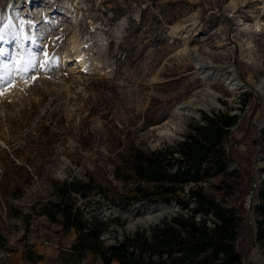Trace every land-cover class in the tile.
I'll use <instances>...</instances> for the list:
<instances>
[{
    "label": "rangeland",
    "instance_id": "374dc122",
    "mask_svg": "<svg viewBox=\"0 0 264 264\" xmlns=\"http://www.w3.org/2000/svg\"><path fill=\"white\" fill-rule=\"evenodd\" d=\"M0 17H10L16 31L25 22L36 42L25 45V57L31 48L54 59L50 71L29 73L33 80L17 81L0 97V264H102L73 253L74 230L63 232L43 214L64 181L89 185L85 198L71 197L84 219L108 225L100 236L106 247L189 218L134 177L129 155L173 146L202 114L241 117L242 102L259 96L254 112L245 108L250 133L238 147L251 159L250 176L226 161L224 172L177 192L191 210L188 193L198 186L225 209L243 203L248 221L237 234L247 249L264 190V0H0ZM71 39L82 73L66 62ZM14 47L0 43L9 58ZM131 197L137 200L126 205ZM159 203L170 214L147 229L125 230L124 214L136 220ZM194 221L212 228L214 219L197 213ZM247 261L264 264V247L255 243L241 264Z\"/></svg>",
    "mask_w": 264,
    "mask_h": 264
},
{
    "label": "trees",
    "instance_id": "16d2710c",
    "mask_svg": "<svg viewBox=\"0 0 264 264\" xmlns=\"http://www.w3.org/2000/svg\"><path fill=\"white\" fill-rule=\"evenodd\" d=\"M260 100L262 98L258 96L251 104L242 102L241 117L228 112H217L211 116L202 114L201 123L194 122L182 140L173 146L155 150L135 149L129 155L128 164L134 177L154 184L159 199L165 202L174 199L177 205L190 212L189 218L174 217L170 223L154 227L148 236L137 234L133 239L125 238L106 247L100 236L108 225L95 216L84 219L83 209L71 197L75 194L85 198L84 191L89 185L78 180L58 184V189L53 192L58 200L49 202L43 214L50 224L61 226L63 232L75 231L77 236L71 246L73 253L82 257L90 251L99 256L103 264L114 261L118 264H241V258H247L255 243L264 247V190L259 195L262 202L254 209L258 217L254 227L249 229V245L244 250H241L244 241L238 242L237 234L241 222L248 221L243 213V203L237 210L225 209L207 197L198 186L188 193L196 204V208L191 210L188 200L179 198L177 192L182 191L185 185L206 182L212 173L224 172L226 161H231L237 169L250 176L251 159H245L238 147L250 133L251 119L245 117V108L254 112ZM230 128H235V134H229ZM127 200L126 205H129L137 197ZM197 213L203 217L212 216V228L205 226L204 221L195 222ZM245 264L251 263L247 261Z\"/></svg>",
    "mask_w": 264,
    "mask_h": 264
},
{
    "label": "snow or ice",
    "instance_id": "6c2138e0",
    "mask_svg": "<svg viewBox=\"0 0 264 264\" xmlns=\"http://www.w3.org/2000/svg\"><path fill=\"white\" fill-rule=\"evenodd\" d=\"M25 22L19 21L20 31H16L17 25L12 23L10 17H0V43H15L9 58V53L0 48V97L14 86L17 81L28 83L35 78L38 71H50L54 66V59L49 53L34 52L31 48L27 51V57L22 54L26 44L35 45V40L24 32ZM31 28V24L28 25ZM17 49L21 51H17ZM43 56V59H40Z\"/></svg>",
    "mask_w": 264,
    "mask_h": 264
},
{
    "label": "bare ground",
    "instance_id": "6f19581e",
    "mask_svg": "<svg viewBox=\"0 0 264 264\" xmlns=\"http://www.w3.org/2000/svg\"><path fill=\"white\" fill-rule=\"evenodd\" d=\"M79 45L76 39H71L68 43V56L66 58V62L72 60L74 62L70 67L76 71L77 73H82L85 70V63L83 61V57L79 51ZM21 51V50H20ZM97 69V65H95L91 71ZM264 83V82H263ZM170 214V209L165 208L162 205H157L154 207H146L143 215L134 220L130 216H124L128 219L127 226L125 227L126 231H133L136 227H148V224L157 223L163 216Z\"/></svg>",
    "mask_w": 264,
    "mask_h": 264
},
{
    "label": "crops",
    "instance_id": "0c3cea01",
    "mask_svg": "<svg viewBox=\"0 0 264 264\" xmlns=\"http://www.w3.org/2000/svg\"><path fill=\"white\" fill-rule=\"evenodd\" d=\"M75 232L73 231V237H72V240L71 241H74L75 240ZM71 244H73V242H71ZM44 251V250H43ZM88 256V258L91 260V262L92 261H94V259L96 260H98L100 263H102L101 262V259H100V257L99 256H97V255H95V254H93V253H91L90 251H86L85 253H84V256ZM87 264H89V263H87ZM103 264V263H102ZM110 264H118L117 262H112V263H110Z\"/></svg>",
    "mask_w": 264,
    "mask_h": 264
},
{
    "label": "water",
    "instance_id": "95a60500",
    "mask_svg": "<svg viewBox=\"0 0 264 264\" xmlns=\"http://www.w3.org/2000/svg\"><path fill=\"white\" fill-rule=\"evenodd\" d=\"M158 205H162V204L159 203ZM172 208H173V207L171 206V209H172ZM147 228H148V227H145V229H147ZM118 233H121V232H118Z\"/></svg>",
    "mask_w": 264,
    "mask_h": 264
},
{
    "label": "built area",
    "instance_id": "2783aa9c",
    "mask_svg": "<svg viewBox=\"0 0 264 264\" xmlns=\"http://www.w3.org/2000/svg\"><path fill=\"white\" fill-rule=\"evenodd\" d=\"M45 245H48V242H44Z\"/></svg>",
    "mask_w": 264,
    "mask_h": 264
}]
</instances>
